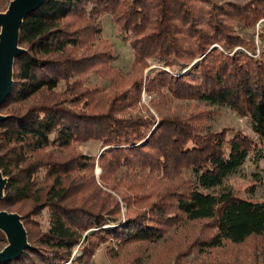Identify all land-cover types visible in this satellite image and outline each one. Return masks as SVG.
Returning <instances> with one entry per match:
<instances>
[{"label": "trees", "instance_id": "trees-1", "mask_svg": "<svg viewBox=\"0 0 264 264\" xmlns=\"http://www.w3.org/2000/svg\"><path fill=\"white\" fill-rule=\"evenodd\" d=\"M105 13L135 63L155 57L159 66L145 83L135 80L95 108L91 91L76 89L93 65L106 64L105 52L89 48ZM260 19L264 0H44L27 13L19 29L24 50L0 104V170L7 178L0 208L31 203L21 215L29 246L0 264H88L103 242H153L181 219L213 222L208 247L264 234V200L215 191L246 160L264 161V51L257 54L239 30L255 29ZM258 36L264 42V30ZM142 90L156 95L157 117L131 114ZM173 99L227 107L248 119L253 135L211 130L212 109L181 112L170 108ZM91 139L102 144L100 184L118 189L123 178H137L134 198L118 193L126 205L153 198L143 211L123 214L93 176L86 180L81 173L94 157L63 153ZM256 176L264 183V166ZM146 185L157 190L141 192ZM86 190L105 193L108 202L95 207ZM43 210L45 224L36 219ZM6 244L0 230V249Z\"/></svg>", "mask_w": 264, "mask_h": 264}, {"label": "rangeland", "instance_id": "rangeland-1", "mask_svg": "<svg viewBox=\"0 0 264 264\" xmlns=\"http://www.w3.org/2000/svg\"><path fill=\"white\" fill-rule=\"evenodd\" d=\"M9 2L10 0H1L0 11H5ZM100 21L102 31L89 44V48L90 52H95L96 54L105 52L106 55L102 57L105 59L106 64L102 65L97 62L96 65H93L76 89L78 92L81 89L88 88L91 91V105H98L93 106L95 108H100L101 106L103 108L108 99L114 94L123 91L133 81L141 79L145 83L146 78L159 66V62L155 57L149 58L145 64L135 63L132 49L116 31L111 16L105 13L100 17ZM239 30L246 38L254 40L257 46V54L261 55L264 51V42L258 36V33L264 30V19H260L256 23L255 29L245 30L239 27ZM78 51L81 52V49ZM110 57L113 59H108ZM63 88L64 84L61 82L57 91L61 92ZM33 100H40V95H37ZM156 100L155 94H149L142 90L140 104L137 107L138 110L133 109L130 111L131 114L149 113L157 117L158 113L152 106V101ZM91 105L88 103L86 106L90 108ZM169 105L173 106L170 108H178L177 110L181 112L202 107L210 108L212 109V115L207 121L209 129L224 130L228 135H232L235 130L253 135L248 119L237 115L227 107L210 106L196 100L176 99H173ZM79 106L84 107L82 103H79ZM71 150L74 153H83L94 157L93 165L82 171L81 174L87 178V181L89 177L93 176L96 184L103 192H108L110 196L118 200L123 214L143 211L149 202L152 201L153 198L145 202L133 201L131 205H126L123 202L119 196V190L130 194L131 197H133L135 192H139V190H130V186L134 185L132 180L137 179L131 176L123 178L119 183H116L118 189H109L100 184L99 175L101 168L97 158L102 150V144L99 141L92 139L78 141L73 144L72 148L65 150L63 153L67 154ZM263 166L264 161H260L256 165L249 159L246 160L235 173L226 177L222 187L216 188L215 191H219L222 188H230L238 196L264 200V183L260 182L258 176H256ZM152 188L157 190L151 185H146L140 191L143 193L152 192ZM103 192L98 191L90 194L89 190H86L84 195L88 196L90 194L88 197L90 204L95 203L94 206L96 207V204L100 205L103 201L108 202ZM30 207V202H23L11 208V210L12 212L19 211L17 213L22 215L29 213ZM46 214V210H43L36 219H40L45 224ZM213 232L214 227L211 220H177L166 229L159 239L153 242L133 241L122 244H117L114 241L103 242L95 249L88 264H264V234L251 236L237 244L225 242L222 246L208 247L205 240ZM79 253L78 248L73 252L74 255Z\"/></svg>", "mask_w": 264, "mask_h": 264}, {"label": "water", "instance_id": "water-1", "mask_svg": "<svg viewBox=\"0 0 264 264\" xmlns=\"http://www.w3.org/2000/svg\"><path fill=\"white\" fill-rule=\"evenodd\" d=\"M44 0H10L5 11H0V104L13 84L14 58L24 49L19 46V29L24 16ZM5 116L0 114V119ZM7 182L0 170V198ZM0 230L7 244L0 250V262L17 257L29 246L21 215L0 208Z\"/></svg>", "mask_w": 264, "mask_h": 264}]
</instances>
